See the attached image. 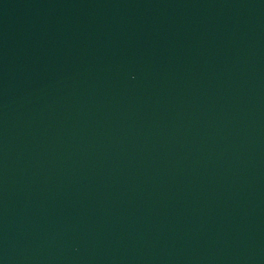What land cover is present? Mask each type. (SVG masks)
<instances>
[{
    "label": "water",
    "instance_id": "obj_1",
    "mask_svg": "<svg viewBox=\"0 0 264 264\" xmlns=\"http://www.w3.org/2000/svg\"><path fill=\"white\" fill-rule=\"evenodd\" d=\"M0 264H264V0H0Z\"/></svg>",
    "mask_w": 264,
    "mask_h": 264
}]
</instances>
